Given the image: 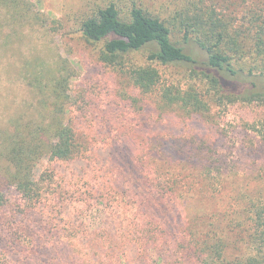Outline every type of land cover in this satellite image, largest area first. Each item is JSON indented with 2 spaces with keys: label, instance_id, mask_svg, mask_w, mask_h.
<instances>
[{
  "label": "rangeland",
  "instance_id": "rangeland-1",
  "mask_svg": "<svg viewBox=\"0 0 264 264\" xmlns=\"http://www.w3.org/2000/svg\"><path fill=\"white\" fill-rule=\"evenodd\" d=\"M205 1L206 6L212 3L29 0V20L11 24L6 23L1 9L0 132L8 130L20 114L28 111L29 117L37 116L45 103L42 93L48 94L67 62L75 74L70 86L72 119L89 165L88 172L77 170L73 175L71 164L41 163L37 178L45 179L48 194L34 210L15 189L7 193L0 217V264H202V248L194 245L185 252L179 241H167V254L175 258L165 255L162 262L155 245L166 240H143L135 232L121 233L114 227L108 236L99 232L109 221L88 210L97 204L94 196L100 184L110 179L119 190L122 184L136 189L137 182L143 185L145 180H154L156 188L160 182L167 183L169 196L176 199L178 193L195 205L191 220L196 241L203 240V230L216 222L223 231L219 238L227 244L225 257L250 253L245 238L251 222L248 211L264 191V102L219 107L211 101V112L200 116L180 107L163 108L159 92L145 95L135 89L119 68L100 60L103 44H91L81 33L82 22L111 3L124 11L137 4L168 19L191 3L202 6ZM243 2L219 0L213 6L235 17L243 10ZM181 37L178 34L174 40ZM195 52L204 59L201 51ZM250 62L243 66L249 68ZM127 64L150 63L142 52L127 59ZM153 66L160 70L162 85L195 86L209 102V86L187 69ZM173 146L176 156L171 158ZM1 167L0 162V171ZM103 187H111V183ZM250 190L257 191L254 201ZM83 194H87L86 205L81 203ZM143 201L131 193L137 210L143 211ZM155 202L158 206L168 201ZM145 210L151 213L150 207ZM81 211L85 216L79 215ZM139 219H145V212L137 223ZM109 238L121 242L118 250L108 247Z\"/></svg>",
  "mask_w": 264,
  "mask_h": 264
},
{
  "label": "trees",
  "instance_id": "trees-1",
  "mask_svg": "<svg viewBox=\"0 0 264 264\" xmlns=\"http://www.w3.org/2000/svg\"><path fill=\"white\" fill-rule=\"evenodd\" d=\"M218 1L212 0L209 6H206V1L202 6L191 3L189 8L179 10L168 19L137 4L124 11L111 3L86 18L81 24V33L87 42L103 44L100 60L119 68L135 89L145 95L159 92L163 108L180 107L200 116L211 112V101L219 107L264 102V0H252V4L249 0H242L240 6L243 5V10L235 17H229L225 11L214 7ZM223 1L229 4L228 0ZM1 9L8 24L29 20L31 12L29 0H0ZM178 34L182 37L175 41ZM195 50L201 51L204 59ZM142 52L147 53L150 64L126 65L127 59ZM247 61H251L249 68L243 66ZM153 64L187 69L193 78L209 86L208 97L211 100L208 102L195 86L184 89L174 84L162 85L160 70ZM73 73L74 68L65 62L53 79L48 94L42 93L41 101L45 102L44 106L47 103V107L43 106L35 117H29L28 111L18 115L8 130L0 132V162L3 165L0 171V217L7 203V193L13 189L29 204L30 210L43 202L48 192L45 179L39 180L37 171L45 160L73 165V175L77 170L88 172L89 164L72 119L70 86ZM170 152L171 158L176 156L175 146ZM113 180L100 184L94 196L97 204L88 210L109 221H105L103 228L98 230L106 232L104 236L114 227L121 233L135 232L143 240H166L155 245L162 262L165 255H173L167 254L169 247L166 246V242L172 239L185 245L182 246L185 252L193 245L202 248V264H264V203L259 202L260 199L264 201V191L248 211L251 222L249 226L247 224L245 238L250 253L244 257L228 258L224 256L227 244L219 238V233L223 232L220 224L210 223L202 232L204 239L196 241L191 220L195 205H190V201L178 193L176 199L169 196L167 183L160 182L162 184L156 188L153 187L154 180L143 179L145 184L137 182L136 189L122 184L119 190ZM105 183H111V187H103ZM132 192L136 197L144 198L140 204L143 211L133 206ZM249 192L253 193L254 201L257 191ZM214 193L218 194V190ZM83 195L81 203L86 201L87 194ZM155 200L160 201L158 204L162 200L168 202L156 206ZM146 206L151 208V213L146 212ZM144 212L145 219H139L137 223ZM84 214V211L79 213ZM181 238L183 242L179 240ZM113 239L107 240L111 242L108 247L118 250L121 242ZM184 239L191 240L186 244Z\"/></svg>",
  "mask_w": 264,
  "mask_h": 264
}]
</instances>
